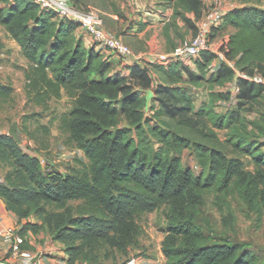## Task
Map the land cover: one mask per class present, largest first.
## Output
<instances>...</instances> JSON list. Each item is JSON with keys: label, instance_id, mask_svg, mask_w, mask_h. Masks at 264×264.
Listing matches in <instances>:
<instances>
[{"label": "trees", "instance_id": "16d2710c", "mask_svg": "<svg viewBox=\"0 0 264 264\" xmlns=\"http://www.w3.org/2000/svg\"><path fill=\"white\" fill-rule=\"evenodd\" d=\"M158 1L174 7L166 32L178 26L179 16L191 27L187 13L202 17V0ZM0 24L28 61L27 97L42 106L63 91L71 98L60 130L86 157L75 158L77 166L62 173L11 135H0V166L10 167L0 182V199L26 221L23 236L46 228L66 245L67 264L98 263L100 247L124 252L139 247L140 219L166 207V264H255L240 244L212 240L199 216L205 194L213 192L218 205L235 196L264 220V140L258 135L264 136V119L244 115L264 94V83L254 79L264 77V9L244 6L225 14L215 30L233 27L238 35L227 39L230 62L212 73L217 55L207 50L196 59L197 71L169 58L129 65L128 75L112 74V63L101 52L83 46L78 23L58 19L34 0H0ZM200 81L209 84V92L196 107L189 87ZM230 84L239 90L236 102L218 112V102L232 97L223 89ZM14 91L0 81V102ZM220 130H227L225 139ZM185 150L195 156L198 171L184 165ZM32 215L42 225L31 223ZM228 218L224 225H230Z\"/></svg>", "mask_w": 264, "mask_h": 264}, {"label": "rangeland", "instance_id": "374dc122", "mask_svg": "<svg viewBox=\"0 0 264 264\" xmlns=\"http://www.w3.org/2000/svg\"><path fill=\"white\" fill-rule=\"evenodd\" d=\"M148 0H82V9H89L88 2L94 6L93 8L101 9V7H113L116 11L122 13V16L130 22L131 25H139L142 23L140 15L143 13V3ZM203 12L202 17L194 22L195 27H191L186 23L181 16L177 18L181 22V26L173 27L175 44L173 43V51L178 45H186L197 36L201 31L207 33L211 41V49L221 61L230 62L226 51L230 50L227 47V39L232 35H238V32L233 27H226L220 30H215L210 17L216 10L221 9L230 11L233 8L244 6H256L264 9V0H202ZM150 3V2H149ZM87 4V5H86ZM148 4L147 8H150ZM211 8V10L208 9ZM211 11V12H210ZM126 13L129 14L126 15ZM212 19V18H211ZM218 19V17H217ZM221 25V24H220ZM218 28V27H217ZM138 43V41H136ZM137 47V46H136ZM138 47L140 45L138 44ZM163 53V52H162ZM160 55L159 60L163 59ZM166 59V58H165ZM169 58H167L168 60ZM198 60V59H197ZM196 59L192 64L196 65ZM145 62V61H144ZM146 63V62H145ZM28 67V61L21 52L18 43L9 37L5 28L0 24V81L10 84L15 91L13 96L8 101L0 102V135H10V128L16 123V133L21 147L28 153L38 155L41 159L52 163L53 168L59 172L70 173L72 168L77 166L74 162L75 158L79 157L86 161L85 155L76 149L75 145L69 141V135L60 130L61 117L64 113L69 112L72 108V100L66 93L62 92V97L52 99L45 106L37 104L33 99H29L26 94L27 79L25 70ZM214 66L213 68H215ZM206 77H209L211 74ZM245 75V74H244ZM193 93L196 107H200L204 101H207L209 84L205 81L189 87ZM153 94L150 95V101H153ZM244 115L250 120L264 119V94L254 103L246 106ZM218 111L221 110L218 108ZM121 124H126L124 120ZM45 127V128H44ZM48 129V130H47ZM227 130H220L219 135L225 139ZM262 140L264 136L258 134ZM17 140V141H18ZM159 146L156 143V147ZM79 151V152H78ZM185 165L192 167L196 171L199 170L196 161L187 151L184 156ZM246 168L254 170V166L249 158H244ZM10 171L7 164L0 166V178H5ZM217 195L213 192H207L204 197L203 214L199 216V221L206 226L207 235L212 237L215 242L229 240L231 243H238L242 246V250L255 258V264H264V220L258 214L249 210L248 206L241 202L235 196L223 197L220 201L222 205L217 204ZM166 207H162L157 211L145 214L140 223L144 227V234L140 238L139 247H131L127 252L119 249H111L100 247L95 252L98 263L79 260L83 264H136L134 261L138 257L143 259H157L163 246L165 232L162 230L166 223ZM230 219L229 234H225L222 227L224 217ZM31 220V221H30ZM31 223L42 225L41 220L32 215ZM225 226V225H224ZM33 232V231H31ZM34 233V232H33ZM40 239H36V243L42 242L44 238H53L50 232L43 228L39 233ZM29 235V234H28ZM29 238V237H28ZM42 244V246H44ZM65 245V244H64ZM66 249V245H65ZM66 251V250H65ZM68 258H70L66 251Z\"/></svg>", "mask_w": 264, "mask_h": 264}, {"label": "crops", "instance_id": "0c3cea01", "mask_svg": "<svg viewBox=\"0 0 264 264\" xmlns=\"http://www.w3.org/2000/svg\"><path fill=\"white\" fill-rule=\"evenodd\" d=\"M87 4L90 8L94 7L89 2ZM148 4H150V8H147ZM142 9L145 13L140 15V20L142 23H139V25H131L130 22H128L124 18V16H122V13L116 11L113 7L105 6L101 7V9H98L102 13L105 29L122 37L125 43L128 44L134 52V59H132L131 61L123 60L120 57L115 56L111 52L107 51L104 47L99 46L92 40L91 36L82 27H79L77 29V36L82 39L84 47L88 49L94 48L96 51L101 52L107 61L112 63V74L121 73L122 75H128L129 72L127 71V67L129 65H132L134 63L144 64L145 62L149 63L157 61L159 60V53L162 52L163 55L161 57L163 59L160 60L165 61L167 60V58H171L174 46L173 43L175 44L177 41L175 40L174 29L171 27L166 32V25L172 21V16L174 14L173 4L166 1L148 0L147 2L143 3ZM208 9L211 10L210 7H208ZM211 11L214 13L209 19L210 21H212L211 23H213L215 29L219 27L223 21V19L219 20L221 15H225L228 10L225 11L221 9L219 12H217L216 10ZM126 15L129 16L128 13H126ZM186 16L194 22L197 21L194 13H187ZM180 22L181 21L178 19V26H181ZM136 41H138V43H136ZM138 44L140 45V47H138ZM218 59L220 60V62L215 60L212 63L211 73L217 71V67L220 66V63L226 62L225 60L221 61L222 58ZM214 66L216 67L213 68ZM190 67L193 70L197 71L196 65H191ZM187 151L192 155L194 161H196V158L191 153V151L185 150L183 153L184 165V156L187 154ZM186 167L189 169H193L189 166ZM0 216V264H25V262L21 259L15 258L12 251V245L15 242V239L10 238L6 233V230L12 225H15L17 226L18 232L20 233L22 224H24L26 221H23L21 223L19 218L7 209L6 204L1 199ZM222 227L224 229L223 232H225V234H229V228L231 226H224L223 224ZM23 237H25V243L22 245V248L25 249L24 246L27 247L26 249L33 251L36 256V259L31 264H67V260L69 258L65 251V245L61 241L47 237L44 238L45 240H47L44 241V244L41 241L36 243V239H40L41 235L34 234L31 231H28ZM42 244L44 246H42ZM162 247L159 258L143 259L144 261H141L140 259H142V257H138L134 260L136 261L135 263L166 264V257L163 253Z\"/></svg>", "mask_w": 264, "mask_h": 264}, {"label": "built area", "instance_id": "2783aa9c", "mask_svg": "<svg viewBox=\"0 0 264 264\" xmlns=\"http://www.w3.org/2000/svg\"><path fill=\"white\" fill-rule=\"evenodd\" d=\"M42 8L52 11L60 20L73 21L79 24L92 38V40L99 46L104 47L113 55L120 57L123 60L131 61L134 59V52L128 44L115 33L107 31L104 27V20L100 10L96 8L80 9L76 7L71 0H34ZM225 15H221L219 20H222ZM211 41L205 32H200L195 36L189 44L178 45L172 52L171 58H176L191 66L192 61L197 59L203 51L212 50ZM258 82L264 83V77L257 75L254 78ZM226 92H230L232 97L230 101H219L217 106L223 111H227L236 102L237 93L239 90L234 84H230L223 88ZM219 112V111H218ZM42 163L46 165V160L41 159ZM198 166V165H197ZM199 168V167H198ZM195 170V169H194ZM3 179L0 178V182ZM1 221V216H0ZM7 235L15 239L12 245V251L17 259H21L25 264H31L36 256L31 250L23 249L22 245L25 243V237L18 232V228L12 225L6 230Z\"/></svg>", "mask_w": 264, "mask_h": 264}, {"label": "water", "instance_id": "95a60500", "mask_svg": "<svg viewBox=\"0 0 264 264\" xmlns=\"http://www.w3.org/2000/svg\"><path fill=\"white\" fill-rule=\"evenodd\" d=\"M150 99V98H149ZM17 129V124L15 123L11 128H10V135L15 139L18 140V135L16 133Z\"/></svg>", "mask_w": 264, "mask_h": 264}]
</instances>
